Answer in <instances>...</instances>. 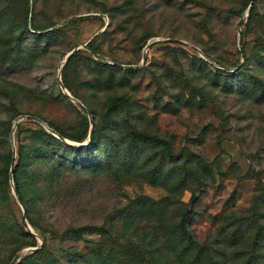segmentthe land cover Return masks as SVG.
I'll use <instances>...</instances> for the list:
<instances>
[{"label":"rangeland","instance_id":"1","mask_svg":"<svg viewBox=\"0 0 264 264\" xmlns=\"http://www.w3.org/2000/svg\"><path fill=\"white\" fill-rule=\"evenodd\" d=\"M261 43L264 0H0V264H18L39 246L24 234L26 209L52 253L100 244L103 259H122L130 242H150L158 218L135 214L123 223L117 211L138 198L161 200L169 188L163 225L187 211L196 240L211 248L204 264H264V66L247 62L264 64ZM238 70L253 84L232 82ZM118 98L127 104L112 107ZM129 127L168 142L173 157L144 146L126 172ZM94 128L98 141L77 159L106 161L118 150L109 170L64 173L54 184L31 177L48 170L29 167L25 150L41 146L40 130L77 148ZM84 133L80 143L61 136ZM10 159L11 169L20 166V196L10 173L5 184ZM159 168L171 175L168 186L149 182ZM84 226L111 235L59 243ZM127 249L130 264L146 256Z\"/></svg>","mask_w":264,"mask_h":264},{"label":"trees","instance_id":"2","mask_svg":"<svg viewBox=\"0 0 264 264\" xmlns=\"http://www.w3.org/2000/svg\"><path fill=\"white\" fill-rule=\"evenodd\" d=\"M254 10L255 7L253 4H251L249 14L250 17L254 14ZM44 30L46 29H35V31L39 32H42ZM259 48L264 51V43H261L259 45ZM94 54L97 58H100L99 54H97L96 52H94ZM74 57L75 56H72L70 60L74 59ZM246 60L247 59L245 58V61ZM247 62L249 63V65L250 62H253L255 64L254 66H258V68H261L260 66H264L263 60L258 58H253L252 61L247 60ZM105 65H107V63H105ZM107 66L114 68L113 65ZM253 68L255 67H252L248 70L253 71ZM258 68L256 67V69ZM229 78L232 82H249L250 84H253L252 77H247L244 72H241L239 70L237 72V75H229ZM62 81L64 87L68 89V83L66 81V74H64V70L62 73ZM126 104L127 101L122 98L115 99L111 103L112 107L122 106ZM9 131H11V129H9ZM86 133H84L80 137L73 138L67 137L63 134H61V136L80 143L87 138ZM39 135L43 140L41 146L34 147L33 145H30L29 147H25V150L30 157L29 167L33 165L48 166V170L46 172L41 173L38 169L37 173H31V177H33L36 181H42L43 183L54 184L62 175H64V173L83 172L93 175L104 171L106 167L109 170L111 168L110 166L116 163V158L114 159V157L118 156L119 153L118 150L112 152L111 154L107 152L105 155L107 157L106 161H104L103 159L94 160V157L91 158V162L86 161V159H84L83 161H78L77 156L87 157L88 152L94 148L95 143L98 141L99 134L98 130H96L95 128L93 129L90 141L86 145H82L77 148L62 143L60 140L55 139L43 130H40ZM126 138L129 141V144L127 146L129 161L126 164V167H128V170H126V172H129L132 168H134L133 165L137 163L136 156L140 153L139 150L144 146H149L151 148L161 146V150L166 153V155L162 154L161 160H164L166 157H173L170 151L171 146L168 142L161 140L155 136L149 135L145 132L138 131L134 127H129L128 135L126 136ZM18 155L20 158L24 155L23 148L19 150ZM72 155L74 156V158L71 157ZM11 162L12 159H10L8 168L6 170V185L9 184L8 178L11 170ZM19 167V164H16L12 169V179L14 188L17 194L20 196V187L17 174L18 170L20 169ZM161 173L162 171L160 168L159 171L157 169L154 170L149 175V182L151 184L168 186L169 181L171 180V175L166 174L164 177H162ZM185 182L186 177L183 176L179 184H183ZM174 186H178L177 183L174 184ZM167 192V196L161 200L151 201L147 198H138L132 201L128 207L124 208V210L117 211L119 214L117 217V221L119 218H123V223L124 220H130L132 218V215L135 214H138L140 217H152L156 215L158 218V222H155V225H153L152 227V236L148 244H146L144 240H142L139 244L140 246L142 245L141 247L134 242H130L128 244L127 248H143L146 250V256H142L141 259H134L132 260V262L136 264H204V258L211 255V248L209 245L200 244L196 240L195 236L190 230L189 213L187 211H184V215L179 219L173 220L170 225H163L164 219L158 212L162 211L164 206L167 207L172 205L170 198L173 193L172 189L169 188ZM258 197L259 196L255 197L253 201V216L254 213L256 214L259 210L256 208L259 200ZM26 219L28 220V223L30 224L33 231H35L36 233H39L41 231L40 227L31 218L30 212L27 209ZM123 223H121L122 227ZM6 224L10 225L8 222L5 223L4 226ZM11 229H13L12 224ZM24 234L32 239V246H35V236L31 235V233L27 230L24 232ZM94 234L100 236V239H104L111 235V232H109L104 227L99 228L84 226L79 228H70L63 232L60 237L59 243L77 244L82 242L86 236H91ZM236 238L237 232H233V234L230 236V241L232 242L236 240ZM127 248L126 254L122 256V259L111 260L109 258H102L103 248H100V244L95 249H89L87 251L76 250L72 245L70 247L59 250L58 254H54L47 249L46 244L43 242V245L39 250L35 251L31 255L26 256L18 264H130V261L127 262L123 260L127 256H131L133 254L132 251ZM145 258H148L149 261H147Z\"/></svg>","mask_w":264,"mask_h":264},{"label":"water","instance_id":"3","mask_svg":"<svg viewBox=\"0 0 264 264\" xmlns=\"http://www.w3.org/2000/svg\"><path fill=\"white\" fill-rule=\"evenodd\" d=\"M151 44H153V43H149V44H147V46H146V48H145V51H144V54H143V62H144V59H145L146 51H147L148 48L151 46ZM74 52H75V50H73L72 52H70V53L66 56V58H65V63L68 62V60L70 59L71 55H72ZM63 66H64V65H62V67H63ZM62 90L65 91V88H64L63 86H62ZM91 136H92V130H91L90 133H89V139H91ZM10 177H11V182L13 183V179H12V169L10 170ZM26 223H27V222H26ZM27 227H28L29 232H30L33 236H35V238H36V240L38 241V244H39V246H38L37 248H35L34 251L39 250V249L41 248V246L43 245V242H42L41 238H40L39 236H37V235L34 233L33 229L31 228V226H30L28 223H27ZM19 261H20V260H19ZM19 261H18V262H19Z\"/></svg>","mask_w":264,"mask_h":264}]
</instances>
